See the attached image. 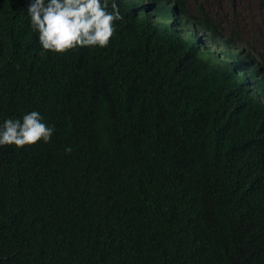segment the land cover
<instances>
[{"label":"trees","instance_id":"16d2710c","mask_svg":"<svg viewBox=\"0 0 264 264\" xmlns=\"http://www.w3.org/2000/svg\"><path fill=\"white\" fill-rule=\"evenodd\" d=\"M149 1L114 0L106 48L42 57L30 0H0V125L54 128L0 146V264H264V55Z\"/></svg>","mask_w":264,"mask_h":264},{"label":"clouds","instance_id":"9594fccd","mask_svg":"<svg viewBox=\"0 0 264 264\" xmlns=\"http://www.w3.org/2000/svg\"><path fill=\"white\" fill-rule=\"evenodd\" d=\"M148 3L149 0H143L142 4ZM27 14L32 30L38 33L42 57L47 51L63 54L82 47L106 48L114 35L115 22L123 19L114 0L111 4L109 0H30ZM176 15L189 25L193 24V19L187 14L176 12ZM194 29L196 34H200V30ZM203 31L205 33L204 27ZM220 34H223L222 31ZM195 42L198 43L196 37ZM241 45L236 41V46ZM202 58L207 59V56ZM53 132L54 128L43 122L38 111H31L22 119H6L0 125V146L22 148L38 141L48 143ZM65 151L70 152L71 149Z\"/></svg>","mask_w":264,"mask_h":264},{"label":"rangeland","instance_id":"374dc122","mask_svg":"<svg viewBox=\"0 0 264 264\" xmlns=\"http://www.w3.org/2000/svg\"><path fill=\"white\" fill-rule=\"evenodd\" d=\"M202 3L223 28V34L230 30L240 33L246 46L252 45L264 55V0H197ZM235 8L232 10L231 2ZM191 9H194L190 5Z\"/></svg>","mask_w":264,"mask_h":264}]
</instances>
